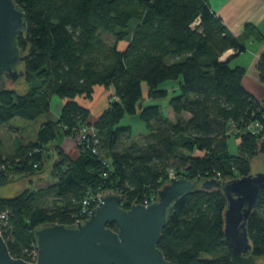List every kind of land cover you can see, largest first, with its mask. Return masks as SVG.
I'll return each instance as SVG.
<instances>
[{
    "label": "trees",
    "instance_id": "trees-1",
    "mask_svg": "<svg viewBox=\"0 0 264 264\" xmlns=\"http://www.w3.org/2000/svg\"><path fill=\"white\" fill-rule=\"evenodd\" d=\"M14 1L27 20L17 39L26 90L0 92V128L15 118L38 121L50 112L52 97L65 102L58 119L41 124L33 141H17L13 155L0 158V186L15 176L32 181L51 159L50 186L0 197V210L8 211L1 235L13 258L26 259L39 227L75 225L84 202L98 193L122 195L123 208L129 209L168 183L169 170L189 180L228 181L251 173V159L264 142V102L243 87V67L221 60L229 50L243 53L244 39L228 30L207 0ZM250 36L261 39L248 27L244 37ZM257 71L264 84V53ZM168 82L176 87L168 89ZM95 87L113 93L90 121L89 110L75 99L91 98ZM159 100H167L174 121L161 104H153ZM131 115L145 126L147 142L124 143L132 127L120 123ZM84 125L93 127L99 143L76 144L73 159L56 140L75 138ZM231 136L238 141L233 151ZM51 193L48 208L42 198ZM226 204L220 190L180 198L158 245L164 256L173 264H233L224 241ZM247 232L253 256L264 260V188Z\"/></svg>",
    "mask_w": 264,
    "mask_h": 264
},
{
    "label": "water",
    "instance_id": "water-1",
    "mask_svg": "<svg viewBox=\"0 0 264 264\" xmlns=\"http://www.w3.org/2000/svg\"><path fill=\"white\" fill-rule=\"evenodd\" d=\"M26 30L24 10L14 0H0V92L6 86L17 89L22 83L24 56L17 39ZM256 153L259 155L247 176L228 181L170 178L157 191V200L148 206L136 204L124 209L122 195L100 194L98 205L86 221L73 226L46 224L34 231L36 263L13 258L0 233V264H173L158 246L163 230L176 202L199 190H220L226 198L224 241L231 262L263 264L253 256L247 232L258 192L264 188V142ZM3 172L0 167V174Z\"/></svg>",
    "mask_w": 264,
    "mask_h": 264
},
{
    "label": "crops",
    "instance_id": "crops-1",
    "mask_svg": "<svg viewBox=\"0 0 264 264\" xmlns=\"http://www.w3.org/2000/svg\"><path fill=\"white\" fill-rule=\"evenodd\" d=\"M210 9L220 17L228 30L235 36L241 37L244 40L245 51L241 54H236L233 50L227 51L221 60H230L231 67H243L246 70L242 84L247 92L254 96L258 101L264 102V96H258L257 89L262 88L264 90V84L259 79V73L257 71V62L262 53H264V0H207ZM251 28L256 30L261 37L260 40L254 39L253 36L248 38L244 37L246 29ZM231 64H234L233 66ZM179 82V81H178ZM177 82H168L166 87H176ZM171 90V89H170ZM113 93V90L105 89L104 87H95L91 98H76V102L89 110L90 121H95L96 118L107 108L108 97ZM64 100L58 97H52L51 109L47 115L41 116L36 123H22L21 127L25 129L21 132L20 136L22 141H33L36 137V133L41 124L47 121H53L58 119L61 108L64 104ZM168 118L173 120V112L165 100ZM185 116V115H184ZM33 126L32 129L28 126ZM27 128V129H26ZM60 147L73 159L77 157L76 141L69 142V139L61 140ZM68 148H66V146ZM53 183V179H51ZM51 183V184H52ZM40 189L38 186H34L32 190Z\"/></svg>",
    "mask_w": 264,
    "mask_h": 264
},
{
    "label": "rangeland",
    "instance_id": "rangeland-1",
    "mask_svg": "<svg viewBox=\"0 0 264 264\" xmlns=\"http://www.w3.org/2000/svg\"><path fill=\"white\" fill-rule=\"evenodd\" d=\"M103 40L107 43V44H112L114 41V38L109 35V34H103ZM126 45V42H123L120 44L119 48L122 49L124 48ZM232 66L234 64H231ZM24 79L22 80V83L20 84V87L15 89L16 91H18L19 93H22L26 90V88L24 87ZM6 88H9L6 86ZM171 89V88H169ZM257 94L258 96H264V90L262 88L257 89ZM144 96H146V88L144 87ZM108 101V99H107ZM153 104H161V106L163 107V112L164 114L167 116L171 115L170 113L167 112L166 108V103L165 100H159V101H153ZM183 117V116H182ZM184 120L187 119V116L183 117ZM171 120V119H170ZM174 121V117L173 120ZM22 123H28V121H24L21 120L19 118H15L14 120L11 121V123L6 124L5 126L0 128V141L2 143V147L0 149V158L1 159H8V157L10 158L13 155V152L15 150V144L17 141H22V137L20 136L21 132L25 129V127H21L19 125H21ZM36 123V122H34ZM121 126H126L129 125L132 127V135L130 137L129 140H126L124 143L125 144H130L131 142H139V143H145L148 141V132L145 128V126L141 123V121L139 120V116L138 115H131V116H126L122 119ZM28 128L32 129L33 126H28ZM27 129V128H26ZM63 139H69V142L73 143V141H77L76 137L73 138L71 136L67 137V136H60L57 138L56 142L61 144V140ZM73 140V141H72ZM231 150H235V146L237 144V139H235L234 136H231L228 140ZM69 145L66 146V148H68ZM255 155L252 159H251V170L253 168L255 159H256ZM178 162H175L174 166H170L171 168H175L177 166ZM51 164V159L49 161H45V165L43 167L42 172L39 175H36L32 178V181H30L31 179H29L28 177H17L15 176L14 178H11L10 181H8L7 184L0 186V197L1 198H10V197H14L17 196L19 194H21L22 192H24L25 190L28 189H32L34 186H38L40 189L50 186L51 185V176H50V168L49 165ZM169 167V169H170ZM216 179H218L216 177ZM42 200L44 201V203L46 204V206L48 208H51L52 206V202L54 201V195L51 193L49 195H47L45 198H42ZM263 264H264V260L259 259Z\"/></svg>",
    "mask_w": 264,
    "mask_h": 264
},
{
    "label": "built area",
    "instance_id": "built-area-1",
    "mask_svg": "<svg viewBox=\"0 0 264 264\" xmlns=\"http://www.w3.org/2000/svg\"><path fill=\"white\" fill-rule=\"evenodd\" d=\"M93 141V143L95 145H97L99 143V140L97 139L96 137V134L94 132V129L92 126H87V125H84L82 126L79 130H78V133H77V136H76V144L77 145H84L86 142H88L89 140ZM92 151L94 153H97V150L96 148L94 147V149H92ZM0 167H3L4 166L1 164L0 162ZM168 174H169V179L170 178H177V177H183V176H180L178 174H176V172L174 170H169L168 171ZM100 194L101 193H98L96 194L95 196H92L88 199V201L84 202V208L82 210V217L77 219L75 221V224H77V222H83V221H86L88 219V216L90 214V212L92 210H90L89 208V203L93 202V203H96L95 207L98 205V202H99V199H100ZM157 200V192L152 194V196L150 198H145L141 205L143 206H148L150 205L151 203H153L154 201ZM137 203H133V205H136ZM140 204V203H139ZM121 206L123 207V203L121 204ZM7 220H8V211L2 209L0 210V233H1V229L3 226H6L7 225ZM25 256H26V259H22L26 262H29V263H36L37 261V256H38V249H37V245L36 244H33L28 251L25 252Z\"/></svg>",
    "mask_w": 264,
    "mask_h": 264
}]
</instances>
